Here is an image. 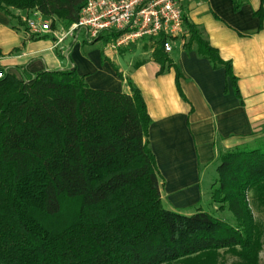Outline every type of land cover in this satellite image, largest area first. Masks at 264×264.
<instances>
[{
	"label": "trees",
	"instance_id": "16d2710c",
	"mask_svg": "<svg viewBox=\"0 0 264 264\" xmlns=\"http://www.w3.org/2000/svg\"><path fill=\"white\" fill-rule=\"evenodd\" d=\"M86 4L0 0V9L14 17L11 6L33 8L55 28L78 20ZM185 24L187 44L225 67L239 95L231 64L186 17ZM165 40L154 39L162 70ZM130 84V93L95 89L74 68L0 79V264H216L222 248L260 264L262 227L247 193L264 208V141L219 155L212 193L223 194L236 225L209 211L167 209L148 140L152 118ZM67 203L72 217L59 225Z\"/></svg>",
	"mask_w": 264,
	"mask_h": 264
},
{
	"label": "crops",
	"instance_id": "0c3cea01",
	"mask_svg": "<svg viewBox=\"0 0 264 264\" xmlns=\"http://www.w3.org/2000/svg\"><path fill=\"white\" fill-rule=\"evenodd\" d=\"M187 21L230 63L214 67L197 44L172 38L168 61L131 66L119 50L71 38L56 47L51 33L35 34L0 9V70L20 79L74 68L95 89L131 92L137 87L152 118L148 140L156 157L165 208L184 214L204 210L220 152L264 137V0H181ZM100 41V40H98ZM154 40L145 38L135 44ZM128 47V46H127ZM211 170V174L208 172ZM167 204V206H165Z\"/></svg>",
	"mask_w": 264,
	"mask_h": 264
},
{
	"label": "built area",
	"instance_id": "2783aa9c",
	"mask_svg": "<svg viewBox=\"0 0 264 264\" xmlns=\"http://www.w3.org/2000/svg\"><path fill=\"white\" fill-rule=\"evenodd\" d=\"M26 28L35 34L51 33L56 47L63 51V42L93 43L111 35L108 47L119 50L145 38L154 40L165 36L164 49L172 50L171 39L185 36V12L181 0H87L78 20L61 29H55L52 19L34 10L24 19ZM7 74L0 70V79Z\"/></svg>",
	"mask_w": 264,
	"mask_h": 264
},
{
	"label": "rangeland",
	"instance_id": "374dc122",
	"mask_svg": "<svg viewBox=\"0 0 264 264\" xmlns=\"http://www.w3.org/2000/svg\"><path fill=\"white\" fill-rule=\"evenodd\" d=\"M12 13L14 14V21L18 24H21L22 26H25L24 19L27 15L30 17L32 16L34 9L33 8H16L15 6L10 7ZM66 26L61 23L60 20H58L57 24L55 25V29H61V27ZM104 42L102 40L96 42L97 47H102ZM158 48L157 43L152 44L148 41L145 42V44L141 43L138 44H132L124 49H121L119 51L120 54L124 58H128L130 60L131 66L136 65L141 60L148 59L151 54L155 51V49ZM264 141V137H257L256 139H253L251 141L246 142L244 145H248L251 147L261 145ZM242 145V146H244ZM233 149V148H232ZM230 150V149H229ZM227 151V150H225ZM224 152V151H222ZM221 153V152H220ZM220 160L218 159L216 162V166H218ZM211 172V170L208 172V174ZM211 174V173H210ZM215 177H218V172L215 171ZM214 179V181L216 180ZM213 187L211 186L208 202L205 204V208L209 209L211 213L215 214L219 218H222L229 223L236 225L237 220L232 213V211L229 209L228 203L223 201V194L219 196H213ZM254 191L253 189L249 190L247 193V197L249 199V203L252 207L253 214L255 217V220L261 225L262 227V241H263V247L260 252V264L264 263V208L260 207L257 204V201L253 198ZM167 206V204H165ZM74 206L70 203H67L65 206L64 211L56 218V222L59 225L65 224L67 221L70 220L72 217ZM171 264H181L179 261H175ZM216 264H242L241 259L235 254L233 250H230L228 248H222L218 252L217 256V262Z\"/></svg>",
	"mask_w": 264,
	"mask_h": 264
}]
</instances>
